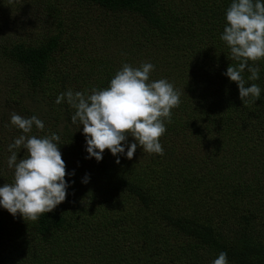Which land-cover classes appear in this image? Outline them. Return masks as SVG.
<instances>
[{
    "label": "trees",
    "instance_id": "1",
    "mask_svg": "<svg viewBox=\"0 0 264 264\" xmlns=\"http://www.w3.org/2000/svg\"><path fill=\"white\" fill-rule=\"evenodd\" d=\"M232 2L0 0V186L14 183L8 146L23 135L10 127L13 112L44 123L31 136L57 134L74 172L65 201L36 221L0 206V264H213L221 251L229 264H264V58L249 61L259 79L242 74L261 96L243 103L224 75L238 65L221 39ZM25 6L47 21L38 34L18 27L13 13ZM4 21L18 27L14 38L1 33ZM111 51L134 68L152 63L149 82L180 91L159 138L163 155L138 145L120 163L108 149L99 162L86 158L76 109L55 102L69 89L108 88L121 70ZM26 156L21 148L18 160Z\"/></svg>",
    "mask_w": 264,
    "mask_h": 264
},
{
    "label": "clouds",
    "instance_id": "2",
    "mask_svg": "<svg viewBox=\"0 0 264 264\" xmlns=\"http://www.w3.org/2000/svg\"><path fill=\"white\" fill-rule=\"evenodd\" d=\"M227 26L221 39L231 50V57L238 62L229 66L224 73L237 83L239 97L243 103L246 98L254 102L261 96V88L253 83L246 86L243 73L247 70L249 80L259 79L260 69L249 61L264 58V0H233L226 12ZM150 62L138 68L124 64L106 89H92L91 95L69 89L56 98V103H67L76 109L71 116L73 124L83 125L88 157L98 162L103 159L105 149L117 156L125 154L132 159L137 146L143 151L164 154L159 138L166 132L165 121L171 122L172 109L180 105L181 93L167 79L149 82L154 70ZM11 124L30 133L33 125L43 130L44 123L36 116L24 118L15 112ZM136 142L128 143V136ZM60 137L37 138L21 135L9 144L11 152L8 167L15 169L14 183L0 186V206L13 216L19 213L24 220L36 221L42 214L53 211L64 202L69 186L66 164L59 150ZM26 149L28 156L18 160V151ZM84 183L88 182L85 175ZM213 264H229L227 253L221 251Z\"/></svg>",
    "mask_w": 264,
    "mask_h": 264
},
{
    "label": "rangeland",
    "instance_id": "3",
    "mask_svg": "<svg viewBox=\"0 0 264 264\" xmlns=\"http://www.w3.org/2000/svg\"><path fill=\"white\" fill-rule=\"evenodd\" d=\"M16 7H18V6H16ZM18 8H20V7H18ZM22 10H23V12L20 11V10H17L15 13H13V16H16V18L17 17L20 18L18 27L22 26L24 28V30H25V33L31 31L32 34H38L39 32H41L40 31L41 30V26L40 25H43L44 28H46L47 21H45L43 19L42 14L40 13V8L39 9H30V8H27V6H25V8H22ZM38 17L41 18L38 21L39 27L34 29L33 22ZM1 27H2L1 33L4 34V35L6 34V35H8L11 38H14L13 34H15V33H13V32H17L18 31V27L16 25H14V27H11V23L5 22V21L2 23ZM10 27H11V30L9 29ZM89 33L91 35H94L95 34V29L94 28L91 29L89 31ZM96 49H99V48L97 47ZM111 52L113 53V55L115 57V60H116L117 66H118V67H116L117 69H120V68L122 69L123 65L126 64V63L131 65L133 68L136 66V63H134V64L129 63V61H127L128 58L126 60L125 59H121V58H119L117 56V54H115V51H111ZM93 55L98 56V55H100V52L99 51H95L93 53ZM137 62H138V60H137ZM116 68H114L113 70H117ZM114 74H116V73H114ZM36 109H37V106H36ZM28 118H31V117H28ZM9 119H11V117H9ZM57 122H56L57 126L59 128L62 127V123H63L62 119L58 120ZM10 127H11L12 131H14V128H18L15 125H12L11 123H10ZM32 134H33L32 132L27 133V134L23 133V135H27V136H31ZM16 136H18V135H16Z\"/></svg>",
    "mask_w": 264,
    "mask_h": 264
}]
</instances>
